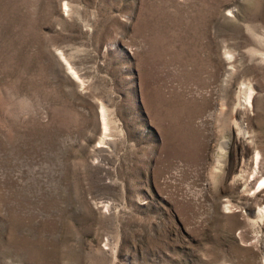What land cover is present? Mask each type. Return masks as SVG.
Wrapping results in <instances>:
<instances>
[{
    "label": "rangeland",
    "instance_id": "1",
    "mask_svg": "<svg viewBox=\"0 0 264 264\" xmlns=\"http://www.w3.org/2000/svg\"><path fill=\"white\" fill-rule=\"evenodd\" d=\"M262 178L264 0H0V264H264Z\"/></svg>",
    "mask_w": 264,
    "mask_h": 264
},
{
    "label": "bare ground",
    "instance_id": "2",
    "mask_svg": "<svg viewBox=\"0 0 264 264\" xmlns=\"http://www.w3.org/2000/svg\"><path fill=\"white\" fill-rule=\"evenodd\" d=\"M247 88V87H246ZM247 90V89H246ZM253 93V92H252ZM253 94H251V91L248 89L246 92H245V101H246V103H250V100H251V96H252ZM105 114L103 113V128H104V131L107 129V132H108V128H107V121H106V118H105ZM106 132V133H107ZM260 157H261V155H260ZM259 153L257 152L256 153V155H255V157H254V162H255V164H259L258 163V161H259ZM256 192H259V191H261V190H263L264 189V178H262V180H260L259 182H258V184L256 185ZM227 209H228V206H227ZM258 214L261 216V217H264V207H261V208H259V210H258Z\"/></svg>",
    "mask_w": 264,
    "mask_h": 264
}]
</instances>
